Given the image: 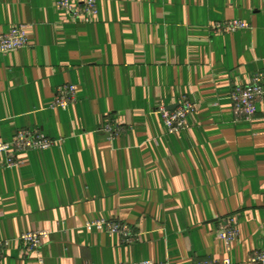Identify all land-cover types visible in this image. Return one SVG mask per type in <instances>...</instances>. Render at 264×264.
<instances>
[{"label":"crops","instance_id":"obj_1","mask_svg":"<svg viewBox=\"0 0 264 264\" xmlns=\"http://www.w3.org/2000/svg\"><path fill=\"white\" fill-rule=\"evenodd\" d=\"M56 1L0 0V33L23 25L29 38L0 51V141L56 140L11 167L0 152V264H251L264 251V108L239 118L230 94L264 73V0H98L89 23ZM228 20L249 27L215 30ZM67 84L75 102L54 106ZM182 97L196 110L170 133L159 108ZM101 219L133 239L85 227ZM34 230L49 237L27 252L19 238Z\"/></svg>","mask_w":264,"mask_h":264},{"label":"built area","instance_id":"obj_2","mask_svg":"<svg viewBox=\"0 0 264 264\" xmlns=\"http://www.w3.org/2000/svg\"><path fill=\"white\" fill-rule=\"evenodd\" d=\"M60 10L68 12L76 22L89 23L98 14V0H57ZM249 24L242 20H228L214 24L217 31L231 32L238 29L248 28ZM29 45V38L23 25L12 26L6 32L0 33V51L9 53ZM233 102L234 112L239 118L251 119L256 116L259 106L264 108V73H256L248 84H236L230 94ZM76 100V86L67 84L61 86L53 103L54 106L66 108ZM196 104L187 97H182L178 106L170 109L166 106L159 108V113L167 126L168 132H178L189 127L187 117L195 112ZM110 137L116 136L122 131L119 125L107 121L101 128ZM56 140L47 137L37 129H20L10 140L0 141V152L7 155L6 166H13L16 163V154L21 151L32 149H46L54 144ZM88 230L105 231L110 235H120L126 241H131L133 235L130 228L118 220H96L85 223ZM235 217H229L221 225L220 238L227 246L239 236ZM49 237L48 230H34L25 232L20 236V241L27 252L39 251L44 241ZM8 242L0 241V259L3 256V249ZM249 263L263 264L264 251H256L250 257ZM121 264H155L151 261L121 263ZM197 264H239L229 258L223 260H201Z\"/></svg>","mask_w":264,"mask_h":264}]
</instances>
